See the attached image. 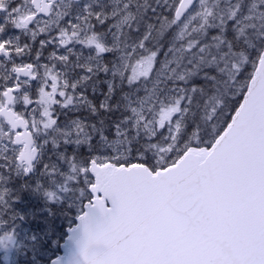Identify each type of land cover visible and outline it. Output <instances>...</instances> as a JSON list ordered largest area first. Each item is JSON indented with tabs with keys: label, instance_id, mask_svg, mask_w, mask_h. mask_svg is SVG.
Wrapping results in <instances>:
<instances>
[{
	"label": "snow or ice",
	"instance_id": "6c2138e0",
	"mask_svg": "<svg viewBox=\"0 0 264 264\" xmlns=\"http://www.w3.org/2000/svg\"><path fill=\"white\" fill-rule=\"evenodd\" d=\"M10 3L15 0H0V13L4 15L0 35L11 22L18 41L22 29L11 18L25 0L15 8H9ZM38 36L47 38L39 40L33 55L32 45ZM73 44L85 47L79 40ZM95 46L96 55L102 56L105 48ZM45 49L50 51L42 60ZM69 53H73V47L67 41L60 40L59 34L47 36L43 29L39 33L33 30L24 45L11 37L0 39V107L8 101L14 111H22L24 118L30 119V114L35 115L46 103L44 97L59 75L56 62L67 63ZM23 56H31V60L17 64ZM262 60L264 53H257L248 72L233 65V90L226 100L217 98L219 89L208 96L203 124L186 123L187 109L177 108L172 110L177 113L172 120L151 129V135L137 131L133 139L123 143L119 139L110 141L95 123L89 125L91 135L79 123L73 133L64 134L63 145L83 148L79 160V148L69 155L67 172L71 174L65 177V185L71 181L77 186L75 204L69 201L66 207L68 212L77 210L78 224L69 230L73 236H82L83 264H264V103L255 89L249 90L255 63ZM205 67H214V62L208 61ZM101 70L108 75L107 65ZM94 72L99 75L95 65L82 67L80 78L70 85L73 95L65 100L64 92L57 93L59 107L81 99L93 115L108 111L106 100H100L97 107L86 95L84 84ZM201 79L217 82L216 76L207 73ZM78 88L83 90L77 92ZM197 90L204 94L203 87L194 85L192 91ZM107 91L113 94L111 84ZM92 94H96L95 89ZM17 104L21 105L19 109ZM43 115L49 117L46 128L56 125L58 117L53 112L45 109ZM98 122L104 123L102 119ZM126 123L127 118L113 124V135H124L121 124ZM42 143L46 145L47 141ZM52 143L54 148L61 147L60 142ZM33 157L34 153L26 156L16 170L0 164V241L7 240L18 249L19 225L26 219L22 214L26 194L42 191L51 215L57 202L63 203L59 192L69 191L67 186L55 183L58 169L47 163L39 169V176L49 178L58 191L49 190L40 179L33 183L37 175ZM60 160L63 162V154ZM98 244L105 245L107 251H90ZM54 264H62L61 258Z\"/></svg>",
	"mask_w": 264,
	"mask_h": 264
},
{
	"label": "trees",
	"instance_id": "16d2710c",
	"mask_svg": "<svg viewBox=\"0 0 264 264\" xmlns=\"http://www.w3.org/2000/svg\"><path fill=\"white\" fill-rule=\"evenodd\" d=\"M177 1L172 0L170 3H163V0L160 2L131 0L127 2L126 9V13L129 14V21L122 24L118 29L115 28V24H110L113 27L110 29L109 18H103L100 14L93 13V40L95 41L93 54L97 56L96 44L100 46L110 44L107 49L108 52L113 51L117 55L129 53L132 60H142L148 55L156 54L155 59H160L161 66H164L169 57V52L172 51H169L170 40H172L174 42L173 48L178 50L176 60L170 63L169 71H167L168 77L171 75L173 83H163L160 88L168 91L172 86L170 84H174L173 86L178 90L170 98L161 93L160 98L164 100V106L168 107L183 98L179 104L183 109H187L184 114L185 122L188 124L197 122L203 124L201 117L206 111L205 101L203 96L199 94V90L192 91L194 85L201 87V77H204L207 73L202 61L211 60L219 65L215 66L220 69L222 64L218 61L219 57L230 52H238L241 55L246 53L249 48L248 43L253 36H256L262 42L258 52L261 53L264 38L260 35L264 29V21L260 25V21L254 20L249 22L250 25L243 29L240 21L247 12L246 8L250 6L253 0H221V7L227 13L222 20L208 23L196 17L188 25L186 33L179 37L178 23L173 18ZM156 13L161 14L160 33L157 31ZM258 33L260 34L258 35ZM214 36H218L219 39L213 40L212 37ZM149 39L151 40L149 41ZM157 44L160 45V48H156ZM216 45H219V47ZM105 58L115 59L110 56ZM212 71L214 73L217 70L213 68ZM153 78L159 80L158 69H155V73H151L148 77L130 74L127 80L111 84L113 94H108L109 84L93 82V89L96 93L93 95V102L99 107V101L106 100L109 108L108 111L101 110L98 115H93V123L96 124L98 129L103 128L104 135L110 141L117 138L113 135V124H117L129 116V110L133 106L132 102H137L146 95L152 86ZM189 97H191V103H188ZM101 119L104 122L103 124L98 122ZM137 131L140 135H151L150 130L139 127L138 130H128L122 137L133 139L134 132ZM97 136H99V133H97ZM60 143L61 147L59 149L54 148L53 144L51 145L47 164L49 167L55 166L58 169V173L54 178L55 183L61 187L67 186L69 191L67 193L59 192L63 197V203L57 202L56 206L52 208L51 215L47 212L49 206L45 203L46 198L43 196L42 191L26 194L27 200L23 201L25 203L24 207L27 208L26 210L32 211V214H28V219L23 222L25 225L24 231L28 236L27 243L22 245V248L18 251V264H49L50 260L59 253V245L66 236V229L73 224L77 214L76 209L68 212L66 207L69 201L73 203L77 198V186L72 184L71 181H68L65 185V177L71 174L67 172L69 155L79 148V151H76L79 160L83 148L79 145L65 146L62 142ZM98 146L96 147L98 148ZM61 154L64 156L63 162L60 160ZM60 172L65 173V175L61 176ZM44 185L49 190H57L55 185L49 183L47 177H45ZM26 210L22 211L26 212ZM44 219L47 221L46 224L43 223ZM36 225L40 226L37 227Z\"/></svg>",
	"mask_w": 264,
	"mask_h": 264
},
{
	"label": "flooded vegetation",
	"instance_id": "af4514ba",
	"mask_svg": "<svg viewBox=\"0 0 264 264\" xmlns=\"http://www.w3.org/2000/svg\"><path fill=\"white\" fill-rule=\"evenodd\" d=\"M86 1L87 0H40L39 5L40 7L45 6L44 9L47 10V14L37 16L30 22V24L27 25L24 24V19L27 16L33 15L35 13V10L32 5V0H25L24 5L21 7L19 12L15 16H13V18H11V20L14 21L22 29L19 32V40L16 41L17 32L13 27V23L11 22L8 23L7 27L4 29L3 34L0 35V39H7L6 34H9V37H11L14 42L20 45H24L29 42L30 35L33 30L39 33L40 30L43 29L47 36H56L57 34H59L60 40L67 41L69 43V46L73 47V53H69L70 60L67 63L56 62V70L59 75H57L56 79L52 81V84L50 85L51 91L48 92L44 97L46 103H43L41 106H39L36 112V114L41 115L42 119H39V125L41 127L43 120H47V123L49 121V117L43 115L45 109H47L49 112H53L54 115L58 117L56 120V125L54 127H52L50 130L49 128L46 129L42 127L39 131H37L32 117L30 119H25L24 113L22 111H14L9 106V104L6 106V102L3 107H0V109L6 108L7 110H10L13 114L16 115L17 118H23L28 124L26 132H22V130L15 131L12 128L11 124L5 121L3 116L0 117V135L3 133L2 127L4 126L6 128L4 131H8L9 137H11L0 138V164H5L11 170H16L17 165L21 164L26 156H31L34 153V150H36L37 156L35 159L33 158V164L35 169L37 170V175L32 178L33 183L36 179H39V169H41L45 163H48L49 153L51 145L53 144V140L62 142L65 131L68 130L67 133H73L76 129L77 123H79L82 128H85L90 135L92 134L93 130L89 125L93 124V114L87 102L82 101L81 99H74L73 102L67 107L61 108L59 107L60 98L57 95L58 92H64L65 100H67L68 96L73 95L70 85L73 81H76L80 78L82 67L95 65L96 71H99V75H96L94 72L93 74H91L92 78L84 84V88L87 89L86 95L88 96V99L92 101L93 82L105 84L123 82L124 80L128 79L130 74L132 75L133 70L131 69L133 67L152 66L153 68L151 70V73H155V69H158V78L160 74L162 75V63L160 59H155L156 54L148 55L142 60H132V56H130L129 53H122L117 55L113 51L108 52V47L106 48L105 46H103L106 50L105 53L102 56H97V60L93 59V44L88 43L89 41L93 40V0H90L89 5H86ZM154 1L160 2L162 0ZM19 2L20 0H15V3L8 4V7L15 8L16 4ZM96 14H100L103 18H109V25L114 24L112 21L113 17L109 13L98 12ZM126 15L128 18L129 14L126 13ZM155 15H157V19L155 20L158 26L157 31H159V26L161 24V14L156 13ZM128 21L129 20H126L123 24L128 23ZM110 29H112L111 25ZM25 32H28L29 35H25ZM46 38V36L37 37L36 44L32 45L33 55L35 54L36 48L39 45V40ZM76 40H79L81 43H83L85 47L81 49L78 44L74 45L73 42ZM150 40L151 39H149V41ZM173 47L174 42L170 40L169 50H172ZM156 48H160V45L157 44ZM49 51L50 49L44 50V55L41 57L42 60H44V58L48 56ZM63 52L64 49H61V53ZM106 56L114 57L115 59H107L105 58ZM30 60L31 56H23L19 60H17L16 63L20 64L22 62ZM45 62L53 63V61ZM78 65L81 67H78ZM104 65L108 66L109 71L107 76H105L104 72L101 70ZM0 71L3 70L0 69ZM149 75L142 74L143 77H148ZM154 78L152 79V83L156 81V79ZM105 81H107V83ZM36 87H39V85H36ZM82 90L83 89L78 88L77 92ZM31 91L32 94L35 95V88H33ZM20 107L21 105H16L17 109H19ZM30 116L32 115L30 114ZM131 117L132 115L129 114V116L125 118L129 119L130 122ZM30 136L32 138V143L29 145L28 138ZM56 136H58V138ZM9 139L10 143L13 142L16 147L14 153H12V159L15 161L12 164V160L10 158L11 155L9 156L6 154L3 145L4 142H9ZM46 139H51V141L47 143V146H45L44 144V147H42L41 144L43 141H46ZM47 148L49 149L48 153L45 152ZM46 153L48 154V156ZM41 182L44 184V177L41 178Z\"/></svg>",
	"mask_w": 264,
	"mask_h": 264
},
{
	"label": "rangeland",
	"instance_id": "374dc122",
	"mask_svg": "<svg viewBox=\"0 0 264 264\" xmlns=\"http://www.w3.org/2000/svg\"><path fill=\"white\" fill-rule=\"evenodd\" d=\"M131 0H93V13L98 12H105L109 13L113 18V23L115 24V28L118 29L126 20H128L126 15V9H127V2ZM172 0H163V3H170ZM90 4V0L86 1V5ZM246 14L241 19L240 24L241 28L245 29L247 26L250 25L249 22H253L254 20L260 21L261 23L264 21V0H253L252 3L248 8H246ZM225 9L223 10V7H221V0H199L196 5L192 8V10L189 12V14L180 22H177L178 30H179V37H182L183 34L186 33L187 27L196 17L200 18L204 22H214L216 20L220 21L223 17L226 15ZM13 18V17H12ZM4 20L3 13L0 14V21ZM262 28V26H261ZM258 29V28H257ZM263 29V28H262ZM261 37L264 38V29L262 30ZM260 33H258L259 35ZM7 39L9 38V34H6ZM262 42H260L256 36H253L250 39V42L248 43L249 48L246 53H243L242 55L238 52H230L228 54H222L221 57H219L218 61L220 64H222V67L220 69H223V72H217L215 71L213 73L212 69L216 68L218 69L216 63H214V67L208 68L205 67L207 62L209 60H203L202 65L206 68L207 74L216 76V81H210L206 79H202L201 87L204 88V94H201L199 91V94L203 96V100L206 101L208 99V96L211 95L215 89H219V91L216 93L217 98H220L221 100H226L227 95L229 92H231L232 85H231V73L234 71L233 65L236 67L242 69L244 72L252 71V64L255 61L256 54L259 52L261 48ZM106 48L110 46V44L103 45ZM171 51V50H169ZM178 50H175V48L172 49L171 52H169V57L165 61L164 66H161L162 75L160 74L159 80H156L154 83H152L151 88L147 91L146 95L141 98L139 101H133V106H131L129 113L132 115L131 121L129 122V119H127V123L121 124V128L123 129V132L126 133L129 128L138 130L139 127H142L144 130L148 129L151 130L155 126H162L165 123H168L172 120L173 116H175L177 113L173 112V109H183L180 104L175 103L171 107L164 106V100L160 98V94L162 93L167 98H170L174 96V94L177 92V88L172 85L170 90H163L160 88V85L163 83L169 84L171 83L170 80L172 79L171 75L169 78L167 71H169V65L174 60H176ZM93 59L97 60V56L93 54ZM146 63V62H145ZM256 64V63H255ZM217 65V66H215ZM152 66L149 67H133L131 70H133L132 75L133 76H139L142 74L149 75L152 70ZM167 70V71H166ZM165 76H164V75ZM172 74V72H170ZM173 83V82H172ZM214 85V87H213ZM135 109V112H132V109ZM163 108V109H162ZM33 118V121L35 123L36 130L39 131L40 128H46L44 125L47 123V120L42 121V127L39 125L41 118V115L36 114L31 116ZM146 118V119H145ZM40 119V120H39ZM139 122V123H137ZM40 126V127H39ZM3 133L0 135V138L9 137L8 131H4L6 128L3 126ZM48 129V128H46ZM50 130V129H49ZM68 130L65 131L67 133ZM58 138V136H56ZM11 138V137H9ZM54 138V139H57ZM116 139H119L121 143L126 139L122 136L117 137ZM115 139V140H116ZM47 143L51 141V139H46ZM4 150L7 155H11V164L15 162L12 159V153H14L15 145L13 142L10 143H3ZM1 146V145H0ZM42 147H44V144H41ZM47 146V144L45 145ZM99 147V146H98ZM45 149V148H44ZM9 151V152H8ZM49 149L47 148L45 152L48 153ZM44 152V153H45ZM46 153V154H47ZM48 156V154H47ZM50 156V153H49ZM41 176H39V179L41 180ZM45 178V177H44ZM76 199L73 201L75 204ZM27 209V208H26ZM26 215V219H28V214H32V211L26 210V212L22 211V214ZM46 219L43 220V223L46 224ZM25 225L22 223L19 226V236L17 238V244L25 245L27 243V234L25 233ZM20 248V249H21ZM17 247H14L8 243L7 240L0 241V264H18V251H20Z\"/></svg>",
	"mask_w": 264,
	"mask_h": 264
},
{
	"label": "water",
	"instance_id": "95a60500",
	"mask_svg": "<svg viewBox=\"0 0 264 264\" xmlns=\"http://www.w3.org/2000/svg\"><path fill=\"white\" fill-rule=\"evenodd\" d=\"M197 0H180L176 9L174 11V18L175 20L179 21L189 12L192 6L195 4ZM42 3V2H41ZM40 0H32V5L34 7L35 13L31 16H27L24 19L25 24H30V22L37 16V15H46L47 10L44 9L45 6L40 7ZM43 5V4H42ZM264 53V47L261 51ZM259 81V84H257ZM255 89L257 97L264 103V60L257 62L254 68V74L252 79L249 83V90ZM9 94L6 93V97ZM10 102L6 101V106ZM3 116L5 121L11 124L12 128L17 131L21 130L23 132L27 131L28 124L22 118H17L15 114H13L10 110L6 108L0 109V117ZM29 145L32 143L31 136L28 138ZM19 142V141H18ZM37 156L36 150H34V159ZM96 167H101L97 165ZM103 167H112V165H103ZM78 224V220L74 219V224L66 229V236L63 242L59 245V253L53 257L49 264H54V261L57 258H61L62 264H83V258L80 256V246L82 244V236L77 233L73 236V233L69 230L70 228H75ZM90 251H95L98 254H103L107 251V248L103 244L93 245Z\"/></svg>",
	"mask_w": 264,
	"mask_h": 264
},
{
	"label": "bare ground",
	"instance_id": "6f19581e",
	"mask_svg": "<svg viewBox=\"0 0 264 264\" xmlns=\"http://www.w3.org/2000/svg\"><path fill=\"white\" fill-rule=\"evenodd\" d=\"M257 55V54H256Z\"/></svg>",
	"mask_w": 264,
	"mask_h": 264
}]
</instances>
